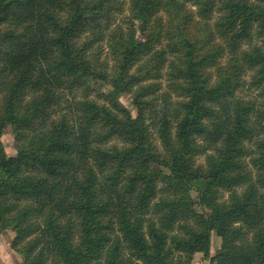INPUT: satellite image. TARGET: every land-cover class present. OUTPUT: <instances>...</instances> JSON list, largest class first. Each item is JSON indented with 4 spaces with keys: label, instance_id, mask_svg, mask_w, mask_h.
<instances>
[{
    "label": "trees",
    "instance_id": "1",
    "mask_svg": "<svg viewBox=\"0 0 264 264\" xmlns=\"http://www.w3.org/2000/svg\"><path fill=\"white\" fill-rule=\"evenodd\" d=\"M128 2L0 0V233L24 264H193L213 232L264 264V0Z\"/></svg>",
    "mask_w": 264,
    "mask_h": 264
},
{
    "label": "rangeland",
    "instance_id": "2",
    "mask_svg": "<svg viewBox=\"0 0 264 264\" xmlns=\"http://www.w3.org/2000/svg\"><path fill=\"white\" fill-rule=\"evenodd\" d=\"M124 13L119 15L116 19V22L114 24H122L123 26H126L124 19L129 14V2L128 0H125V10ZM124 21V22H123ZM100 60L106 61L109 63L110 67L113 66L114 61L111 52L109 51V47L107 43H103V50L101 51ZM103 88V90H108L110 87L108 85H103V83L100 84ZM98 85V87H100ZM168 90V83L166 76L162 80V89L161 92ZM239 96H242L244 98H258L259 97V91L255 89L248 90L247 87L244 88L242 91H240ZM81 95V92L79 91L78 96ZM96 96V92L92 90L90 97L93 98ZM260 99V98H259ZM72 100V94H68L66 100H63L60 106H58L57 111L59 113L67 112L68 116L70 117L73 113L69 108V103ZM119 102L124 105L126 108H128L134 116L137 115L138 112V104L134 100V96L132 93H124ZM2 141L5 145L6 152L9 156H15L17 154V148H16V142L14 133L11 126H7L4 134L2 136ZM247 162H249V159H247ZM198 163L204 164L205 163V156H199L198 157ZM154 167H159L158 163L153 164ZM250 166H252L250 164ZM250 168V167H249ZM206 186V182L202 183L201 185L197 184L196 186H193L192 192L195 198H199V193L204 190ZM229 197V192L223 193L222 200H226ZM198 212L203 216L207 217L209 214V209L204 208L203 206L197 205L196 206ZM15 232L13 229H5L0 233V263L1 264H24L23 256L20 252H18L15 248L12 246V241L15 237ZM212 244H211V250L210 255L205 256L203 253H197L194 256L193 264H213L211 261V256H214L221 245V237H219L215 232L212 233L211 238Z\"/></svg>",
    "mask_w": 264,
    "mask_h": 264
}]
</instances>
